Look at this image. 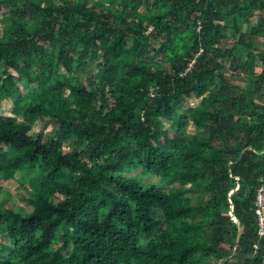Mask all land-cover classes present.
<instances>
[{"label":"trees","instance_id":"16d2710c","mask_svg":"<svg viewBox=\"0 0 264 264\" xmlns=\"http://www.w3.org/2000/svg\"><path fill=\"white\" fill-rule=\"evenodd\" d=\"M0 18V182L31 205L0 185V264H262L264 0H0Z\"/></svg>","mask_w":264,"mask_h":264},{"label":"rangeland","instance_id":"374dc122","mask_svg":"<svg viewBox=\"0 0 264 264\" xmlns=\"http://www.w3.org/2000/svg\"><path fill=\"white\" fill-rule=\"evenodd\" d=\"M254 21H256V19H253ZM3 30V22L2 19L0 18V33H2ZM20 87L21 89L24 91V85L22 83H20ZM196 103L198 101H195ZM12 101L10 99H3L0 103V113L4 114L7 112H10L12 109ZM41 125L40 124H36L33 130V133H37L40 129ZM197 130V125L194 122V120H192L189 124V126L187 127V131L189 132H195ZM50 133H53V129L52 127L49 128L48 130ZM118 171L120 172H125L128 173V175H137L139 177H141V173H136V172H131L129 170H127V168H118ZM153 181V180H152ZM0 185H2L5 189L8 190L9 192V196L6 200V204L12 206L15 209L21 208L23 211L25 212H30L31 211V205L29 203V201L27 200V196L28 193L25 192L20 186L19 183L16 180H11V181H6V180H2L0 182ZM2 200V197H0V202ZM2 242H7V239L4 238L3 236L0 235V243Z\"/></svg>","mask_w":264,"mask_h":264},{"label":"built area","instance_id":"2783aa9c","mask_svg":"<svg viewBox=\"0 0 264 264\" xmlns=\"http://www.w3.org/2000/svg\"><path fill=\"white\" fill-rule=\"evenodd\" d=\"M198 30H201V25H199ZM254 211L258 222V234L260 239L264 242V179L261 180V185L257 191V196L254 203ZM255 249L256 252L261 249L260 243L255 245ZM262 264H264V254Z\"/></svg>","mask_w":264,"mask_h":264},{"label":"water","instance_id":"95a60500","mask_svg":"<svg viewBox=\"0 0 264 264\" xmlns=\"http://www.w3.org/2000/svg\"><path fill=\"white\" fill-rule=\"evenodd\" d=\"M231 214H232L233 219L235 220V222H236V223L238 224V226H239L238 238H240L241 231H242L241 223H240L239 219H238L237 217L234 216V214H233V210L231 211Z\"/></svg>","mask_w":264,"mask_h":264}]
</instances>
